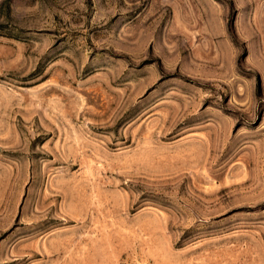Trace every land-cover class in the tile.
<instances>
[{"label":"rangeland","instance_id":"1","mask_svg":"<svg viewBox=\"0 0 264 264\" xmlns=\"http://www.w3.org/2000/svg\"><path fill=\"white\" fill-rule=\"evenodd\" d=\"M0 264H264V0H0Z\"/></svg>","mask_w":264,"mask_h":264}]
</instances>
